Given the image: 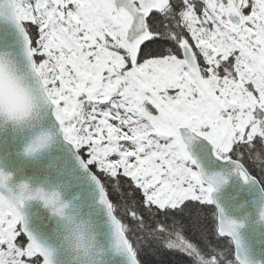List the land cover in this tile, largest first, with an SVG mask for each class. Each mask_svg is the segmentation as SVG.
Wrapping results in <instances>:
<instances>
[{
	"label": "snow or ice",
	"instance_id": "6c2138e0",
	"mask_svg": "<svg viewBox=\"0 0 264 264\" xmlns=\"http://www.w3.org/2000/svg\"><path fill=\"white\" fill-rule=\"evenodd\" d=\"M0 19L22 38L10 51L0 32V131L28 157L70 146L128 264H248L213 194L221 164L264 191V0H0ZM11 179L0 171V264H55L26 203L77 233L91 213Z\"/></svg>",
	"mask_w": 264,
	"mask_h": 264
},
{
	"label": "water",
	"instance_id": "95a60500",
	"mask_svg": "<svg viewBox=\"0 0 264 264\" xmlns=\"http://www.w3.org/2000/svg\"><path fill=\"white\" fill-rule=\"evenodd\" d=\"M0 32L10 34L14 44L10 51L19 52L22 38L14 26L0 19ZM24 143L23 139L11 131H0V171L12 177L10 185L24 182L33 189L41 187L48 191L58 190L63 201L77 209L85 220L91 213L92 225H86L87 228L95 227L101 264H128L127 256L114 250L113 230L98 203V189L71 156L70 146L54 145L37 156L28 157L23 152ZM202 146L211 147L206 141L193 146L192 152L196 158H199ZM215 171L221 172L227 180L213 194L216 204L223 210L225 217L243 225L238 230L241 247L236 249L232 244L234 253L246 259L248 264H264V219H261L264 191H261L259 185L244 183L224 164ZM24 211L34 234L49 247L56 249L55 264H72L59 239L63 222L52 216L38 200L28 201Z\"/></svg>",
	"mask_w": 264,
	"mask_h": 264
},
{
	"label": "clouds",
	"instance_id": "9594fccd",
	"mask_svg": "<svg viewBox=\"0 0 264 264\" xmlns=\"http://www.w3.org/2000/svg\"><path fill=\"white\" fill-rule=\"evenodd\" d=\"M24 183V182H21ZM75 225H66L62 230V246L69 254L72 264H95L97 260L98 242L89 240L86 224H82L79 233Z\"/></svg>",
	"mask_w": 264,
	"mask_h": 264
},
{
	"label": "trees",
	"instance_id": "16d2710c",
	"mask_svg": "<svg viewBox=\"0 0 264 264\" xmlns=\"http://www.w3.org/2000/svg\"><path fill=\"white\" fill-rule=\"evenodd\" d=\"M114 199H115V197H113ZM225 246H227V247H229V249L231 250V251H233V247H232V244H225Z\"/></svg>",
	"mask_w": 264,
	"mask_h": 264
}]
</instances>
